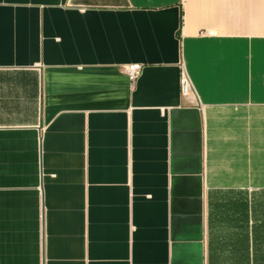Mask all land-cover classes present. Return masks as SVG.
Returning <instances> with one entry per match:
<instances>
[{
	"label": "crops",
	"instance_id": "1",
	"mask_svg": "<svg viewBox=\"0 0 264 264\" xmlns=\"http://www.w3.org/2000/svg\"><path fill=\"white\" fill-rule=\"evenodd\" d=\"M0 264H264V0H0Z\"/></svg>",
	"mask_w": 264,
	"mask_h": 264
},
{
	"label": "built area",
	"instance_id": "2",
	"mask_svg": "<svg viewBox=\"0 0 264 264\" xmlns=\"http://www.w3.org/2000/svg\"><path fill=\"white\" fill-rule=\"evenodd\" d=\"M141 71L142 66L139 64L128 65L124 68L125 74L133 84L139 78ZM181 91L184 96L191 95L193 93L192 83L184 67H182L181 70Z\"/></svg>",
	"mask_w": 264,
	"mask_h": 264
}]
</instances>
